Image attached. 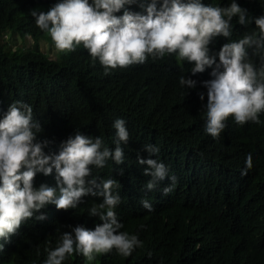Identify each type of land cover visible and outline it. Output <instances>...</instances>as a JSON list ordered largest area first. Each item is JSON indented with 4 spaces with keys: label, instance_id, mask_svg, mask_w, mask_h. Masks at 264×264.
Returning <instances> with one entry per match:
<instances>
[{
    "label": "trees",
    "instance_id": "trees-1",
    "mask_svg": "<svg viewBox=\"0 0 264 264\" xmlns=\"http://www.w3.org/2000/svg\"><path fill=\"white\" fill-rule=\"evenodd\" d=\"M60 0H0V37L5 31L30 35L31 48L13 49L0 42V119L9 105L22 102L31 106L34 122L42 132L38 140L49 141L46 154L58 153L62 142L75 132L103 140L114 150L117 119L126 121L130 133L123 164L109 160L102 169L93 168L100 180L113 178L120 185V204L115 208L121 231L136 235L142 242L131 256L113 250L99 255L91 264H264V113L260 124L237 125L232 117L219 139L205 132L207 89L203 82L213 79L212 69L192 74L193 64L176 54L149 57L143 64L116 68L105 74L98 60L93 61L82 45L67 57L51 59L40 50L38 40L45 34L35 24L31 10L47 12ZM91 3L92 0H89ZM151 0L126 5L132 12L146 14ZM205 5L226 7L232 0H201ZM247 9L249 23L232 21L231 38L216 37L209 45L210 55L231 40L255 30L253 18L264 16V0H236ZM143 5V6H142ZM160 7V3H157ZM121 12L116 15H122ZM249 61L259 70L264 60L248 49ZM195 80V88H183L179 78ZM204 94V100H200ZM146 145L159 152L150 155ZM253 167L246 176L247 154ZM138 157L162 162L168 176L152 190L146 188L150 175L147 164ZM119 169L124 175H119ZM55 171L38 173L34 186L55 187ZM165 195L163 189L173 184ZM91 178V177H90ZM148 200L153 210L141 201ZM76 209L57 210L47 205L43 221L30 219L9 241L0 240V264H43L45 249H54L64 232L82 225L94 229L98 217H90L100 197H85ZM63 264H87L73 254Z\"/></svg>",
    "mask_w": 264,
    "mask_h": 264
},
{
    "label": "clouds",
    "instance_id": "clouds-1",
    "mask_svg": "<svg viewBox=\"0 0 264 264\" xmlns=\"http://www.w3.org/2000/svg\"><path fill=\"white\" fill-rule=\"evenodd\" d=\"M138 0H60L47 12L31 10L36 26L47 33L59 53H69L80 45L88 51L93 61L98 60L105 74L116 68L143 64L149 57L163 58L176 54L182 61L194 66L193 75L211 68V80L203 82L207 89L205 132L219 139L229 117L237 125L248 122L260 124L264 113V64L259 70L249 61L248 49L264 60V16L253 18L255 30L238 40L225 43L216 55H210L209 45L216 37L231 38L232 21L247 26V9L236 0L226 7L205 5L201 0H151L146 14L132 12L126 5ZM160 7H157V3ZM143 6V5H142ZM122 15H116L121 12ZM196 81L185 76L179 78L183 88H195ZM204 100V94H200ZM112 127L116 130L114 150L103 146L100 137L92 138L75 132L61 143L58 153L46 154L49 141H39L42 132L39 122H34L32 108L22 102L9 105L0 119V240L9 241L21 226L30 219L43 221L41 212L47 205L57 210L76 209L85 197H100L102 202L89 209L90 217H98L94 229L82 225L64 232L54 249H45L47 258L43 264H63L74 253L82 255L87 264L97 256L113 250L122 257H129L142 242L136 235L121 231L115 208L120 204V187L117 180H100L92 175L93 168L102 169L109 160L123 164L125 154L121 144H127L130 133L126 121L117 118ZM150 155L159 148L146 145ZM147 164L144 175L152 179L148 190L168 176L166 166L157 159H141ZM246 166L241 176L253 167L252 154H247ZM55 171V187L47 184L34 186L38 173L49 176ZM119 175L124 170L119 169ZM91 177V178H90ZM173 184L165 187L168 195ZM142 206L149 212L152 204L144 199ZM0 244V251H3Z\"/></svg>",
    "mask_w": 264,
    "mask_h": 264
},
{
    "label": "rangeland",
    "instance_id": "rangeland-1",
    "mask_svg": "<svg viewBox=\"0 0 264 264\" xmlns=\"http://www.w3.org/2000/svg\"><path fill=\"white\" fill-rule=\"evenodd\" d=\"M0 42L10 46L13 49L31 48L33 40L30 35H21L18 32L5 31L0 37ZM40 50L47 53L49 58L58 59L69 56L71 53H59L55 50L54 45L51 41L50 36L45 33L37 42Z\"/></svg>",
    "mask_w": 264,
    "mask_h": 264
}]
</instances>
